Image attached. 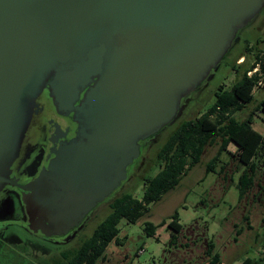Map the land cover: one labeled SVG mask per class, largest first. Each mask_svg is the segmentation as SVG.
I'll return each mask as SVG.
<instances>
[{"label":"water","instance_id":"obj_1","mask_svg":"<svg viewBox=\"0 0 264 264\" xmlns=\"http://www.w3.org/2000/svg\"><path fill=\"white\" fill-rule=\"evenodd\" d=\"M264 0H0V190L27 227L66 235L127 179L141 142L176 116ZM74 136L25 185L7 177L42 89Z\"/></svg>","mask_w":264,"mask_h":264},{"label":"rangeland","instance_id":"obj_2","mask_svg":"<svg viewBox=\"0 0 264 264\" xmlns=\"http://www.w3.org/2000/svg\"><path fill=\"white\" fill-rule=\"evenodd\" d=\"M245 41L256 49H264V6L238 31L219 64L183 99L174 119L143 141L139 156L128 166L127 179L113 196L130 192L141 197L142 180L158 171L161 161H158L157 152L171 131L182 120L203 112L214 101L218 86L228 88L231 85L236 76L233 66L241 71L242 65L251 62V54L239 57ZM263 93L264 77L262 84L254 89V100L238 112L237 117L243 118L254 110ZM255 112L253 126L264 134V112ZM217 147L218 141L206 146L200 160L178 184L149 204L148 213L134 223L120 219V245L111 242L104 259L97 264H207L205 249L209 240L214 244L213 252L219 254V264H240L246 257L253 259L251 264H264V164L260 162L261 157L257 159L255 184L238 200L235 185L245 167L231 156L235 150L233 144L222 153L214 171L205 172L206 163ZM223 163L226 164L224 171H219ZM108 198L97 204L79 226L66 235L57 236L53 242L33 236L15 224L4 226L3 238L0 236V264H51L62 252L72 256L80 241L88 237L108 213L111 201ZM175 210L183 228L175 243L169 245L171 230L166 223ZM21 214L20 201L14 194L0 204V217L15 220ZM145 222L165 223L156 227L153 235H147ZM24 240L26 244H14Z\"/></svg>","mask_w":264,"mask_h":264},{"label":"trees","instance_id":"obj_3","mask_svg":"<svg viewBox=\"0 0 264 264\" xmlns=\"http://www.w3.org/2000/svg\"><path fill=\"white\" fill-rule=\"evenodd\" d=\"M254 51V52H253ZM252 55L249 64L242 65V70H236V76L228 88L218 86L214 101L203 111L197 112L193 117L182 120L168 135L157 152L158 161H161L158 171L142 180V194L140 198L130 192L119 196H109V211L104 218L93 228L88 237H84L72 256L65 252L52 259L51 264H97L104 259L106 249L111 242L119 244L120 219L134 223L139 217L148 213L149 204L160 199L161 195L174 188L180 178L190 170L199 160L206 146L218 141L215 154L207 161L205 172H213L221 154L228 151V145L233 144L235 150L231 156L235 157L245 169L236 182L238 200L248 194L255 184V172L258 168V158L264 164V134L253 128L255 111L264 112V93L256 104V108L245 117H237L254 100V89L262 84L264 77V49L245 41L243 52L239 57ZM255 67L257 69L252 71ZM252 71L251 74H247ZM225 163L219 171H224ZM145 222L144 230L147 235H153L156 227L163 225ZM171 230L169 245L177 240L178 233L183 225L178 221V211L175 210L171 219L166 223ZM214 244L207 241L205 254L208 256L207 264H219V254L213 252ZM262 259V258H261ZM253 259L246 257L240 264H251ZM29 264H40L31 262Z\"/></svg>","mask_w":264,"mask_h":264},{"label":"flooded vegetation","instance_id":"obj_4","mask_svg":"<svg viewBox=\"0 0 264 264\" xmlns=\"http://www.w3.org/2000/svg\"><path fill=\"white\" fill-rule=\"evenodd\" d=\"M35 102L17 154L7 168V177L18 185H25L33 180L53 156L52 150L56 149L61 142L71 139L77 128L73 112L59 109L48 88L42 89ZM22 193L23 190L19 186L9 183H6L0 190V204L6 202L14 194L20 201L22 213L15 220L0 217V236L3 238L4 226L15 224L33 236L53 242L56 236L44 237L28 229L27 215L21 201ZM14 244H26V240L14 242Z\"/></svg>","mask_w":264,"mask_h":264},{"label":"crops","instance_id":"obj_5","mask_svg":"<svg viewBox=\"0 0 264 264\" xmlns=\"http://www.w3.org/2000/svg\"><path fill=\"white\" fill-rule=\"evenodd\" d=\"M241 59H242V57H241ZM240 59V60H241ZM253 128L255 129V130H257L254 126H253ZM258 131V130H257ZM259 133H261V134H263V132H261V131H258ZM232 144V143H231ZM230 145V144H229ZM229 145H228V147H229ZM221 156H222V154H221Z\"/></svg>","mask_w":264,"mask_h":264},{"label":"built area","instance_id":"obj_6","mask_svg":"<svg viewBox=\"0 0 264 264\" xmlns=\"http://www.w3.org/2000/svg\"><path fill=\"white\" fill-rule=\"evenodd\" d=\"M257 69V67H255L252 71H255ZM252 71H248L247 74H251Z\"/></svg>","mask_w":264,"mask_h":264}]
</instances>
